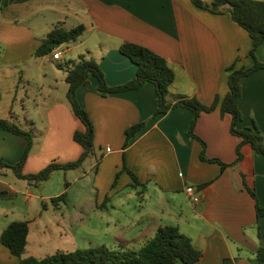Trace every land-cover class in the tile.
<instances>
[{
    "label": "crops",
    "instance_id": "1",
    "mask_svg": "<svg viewBox=\"0 0 264 264\" xmlns=\"http://www.w3.org/2000/svg\"><path fill=\"white\" fill-rule=\"evenodd\" d=\"M45 11L59 14L46 29L28 23L35 13ZM70 20L76 26H68ZM56 25L68 30L84 25L86 29L75 45L62 50L60 59L55 60L52 54L34 57ZM128 42L147 47L168 61L175 72L173 93L196 97L206 105L216 97L220 101L226 97L230 66L254 65L252 39L231 14L208 12L191 0H4L0 5V118L34 134L24 173H38L55 161H76L82 153L74 134L84 126L67 103V74L59 68L60 62L94 60L108 85L119 86L137 73V66L120 52L121 45ZM256 55L264 62V46L258 47ZM34 58L40 61L39 69H20ZM49 61L58 63L51 78L49 69H44ZM22 81L32 82L40 93L47 88L67 90L64 98L39 101L33 110L22 100L18 109ZM241 86L242 121L238 128L256 124L264 136V69L242 78ZM77 97L95 127V157L89 160L95 165L100 159L95 182H102V216L122 210L127 188L132 191L127 200L138 194L145 202V206H134L139 207L136 212L118 213L114 231H102V245L138 250L160 227L176 226L203 252L200 261L193 264H252L259 229L264 234V217L258 219L256 199L251 194L255 192L264 207L263 154L247 143L242 147V160L234 166L223 168L202 161L201 141L188 136L192 112L176 108L154 117L157 94L151 83L138 90L102 96L97 78L91 75L88 84L78 88ZM142 122L146 125L124 149L127 130ZM231 123L232 116L222 115L220 106L199 117L195 134L206 143L209 158L226 164L236 162L240 138L232 134ZM25 147L24 138L0 128V160L18 163ZM124 153L125 164L137 175L139 186H134L132 176L123 171ZM188 186L195 187L201 197L197 206L185 192ZM20 196L25 197L22 203ZM39 199L28 181L10 170H0V220L9 215L35 217ZM10 223L0 226V234ZM47 233L39 231L38 236ZM44 244L43 239L32 238L30 230L26 256L40 258L37 246ZM19 260L0 244V264H17Z\"/></svg>",
    "mask_w": 264,
    "mask_h": 264
},
{
    "label": "trees",
    "instance_id": "2",
    "mask_svg": "<svg viewBox=\"0 0 264 264\" xmlns=\"http://www.w3.org/2000/svg\"><path fill=\"white\" fill-rule=\"evenodd\" d=\"M4 0H0L2 5ZM195 6L214 14L230 13L232 19L245 29L252 39L250 55L254 59V65L250 68L235 69V65L228 68L229 91L226 97L220 101L218 97L211 105H206L196 97H188L180 93H173L171 87L175 81V72L168 64V61L151 49L136 43H124L120 52L128 57L136 66V76L129 82L112 87L108 85L105 74L94 60L81 59L79 62H68L59 65L60 69L66 72V83L68 84L67 103L84 126L83 130H77L74 140L82 147V153L76 161L59 163L52 162L43 170L34 174L24 173V166L30 156L34 145V134L25 130L16 122L0 118V128L16 134L26 140V147L20 161L10 165L0 160V168H10L19 179L26 180L32 186L39 187L48 181L50 177L59 170H75L89 159L95 157V127L87 110L81 105L77 97V90L80 86L89 82L91 75L98 80V92L102 96L113 93H122L131 90H138L146 83L155 86L157 94V108L154 117L169 113L176 108L190 110L193 114L188 136L201 141L203 149L200 158L204 162L218 163L223 168L234 166L243 158L242 147L250 143L254 149L264 155V136L259 132L256 124L253 127L239 129L242 121V114L239 108V101L242 98L241 80L259 70L264 69V62L257 58L256 50L264 46V0H191ZM85 26L79 25L72 29H65L56 25L43 39L42 44L37 48L34 57H44L54 54L55 50L63 44L75 42L85 32ZM220 106L222 115L232 116L231 132L240 138L237 146V159L233 164L223 163L217 158H209L206 154V143L195 134L196 123L202 113H209ZM146 122L139 123L127 130V139L124 149L129 140L139 132ZM123 171H128L135 182L134 186L141 185L137 175L130 171L125 164L124 153ZM100 159L96 162V170ZM120 173L117 174V179ZM116 179V180H117ZM116 182V181H115ZM68 187V183H66ZM251 194L256 199V213L258 219L264 217V207L257 199L255 192ZM54 205L60 202H67V194L63 193L51 198ZM259 229V224L257 223ZM30 234L29 221H13L0 234V244L5 245L10 251L19 257L17 264H193L203 256V252L192 242V239L180 232L176 226H163L158 229L155 236L138 250L120 247L118 249L100 245L91 248H77L72 251H57L43 258L26 256L28 237ZM252 264H264V234L258 231V249Z\"/></svg>",
    "mask_w": 264,
    "mask_h": 264
},
{
    "label": "rangeland",
    "instance_id": "3",
    "mask_svg": "<svg viewBox=\"0 0 264 264\" xmlns=\"http://www.w3.org/2000/svg\"><path fill=\"white\" fill-rule=\"evenodd\" d=\"M58 16V13L45 11L35 13L27 21L34 28L46 29L53 22V19H57ZM76 24L74 20L68 21V26L70 27L76 26ZM75 43H67L60 50H65L68 45H75ZM67 61L68 59H65L60 63L66 64ZM39 63L40 61L34 58L23 63L20 69H39ZM57 64L55 61L46 63L47 68L44 69H49V78L54 76V69H57ZM66 87L68 88L67 84ZM20 90L23 94L19 93L18 95L19 103L17 108L20 109L23 100L27 109L33 110L39 101H52L64 98L67 89L63 90L60 87L57 90H50L47 88L40 93L35 84L22 81ZM22 117L24 118L23 115ZM0 170H10L14 173L10 168H0ZM97 174L96 164L94 165L91 160L75 170L56 171L48 181L42 183L39 187L33 186L35 195L40 197L34 209L35 217L31 219L22 217L23 219H19L15 215H9L7 219L0 220V226L18 220L29 221L32 238L43 239L46 242L41 247L37 246L36 255L40 258L60 250L72 251L77 248H91L102 245V231H107L108 229L114 231L116 215L120 212L123 214V211L136 212L139 207L134 208V206H145V202L138 194H134L132 199L127 200L128 193L132 192L131 189L127 188L122 195V199L127 202L123 205L122 210L114 211L113 213L109 208L112 214L105 213L106 217L102 216L104 214V211H102V182L100 185L96 184ZM21 182L25 183V181ZM66 183H68V187ZM63 193L67 194V202H60V207H57V205L52 203L51 198ZM24 198V196H20V203H22ZM108 206L110 207V205ZM39 231H48V233L38 236Z\"/></svg>",
    "mask_w": 264,
    "mask_h": 264
},
{
    "label": "built area",
    "instance_id": "4",
    "mask_svg": "<svg viewBox=\"0 0 264 264\" xmlns=\"http://www.w3.org/2000/svg\"><path fill=\"white\" fill-rule=\"evenodd\" d=\"M62 55H63V51L60 50V48H57L55 50L53 58L57 60V59H60ZM185 192L187 196L189 197L190 201L193 203V205L197 206L201 202V197L195 187L188 186L186 187Z\"/></svg>",
    "mask_w": 264,
    "mask_h": 264
}]
</instances>
